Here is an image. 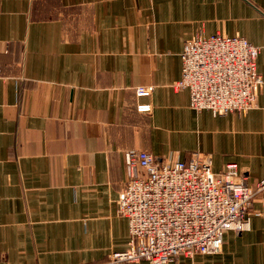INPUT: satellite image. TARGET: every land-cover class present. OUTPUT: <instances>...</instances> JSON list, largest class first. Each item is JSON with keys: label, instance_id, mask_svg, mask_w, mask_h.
<instances>
[{"label": "crops", "instance_id": "crops-1", "mask_svg": "<svg viewBox=\"0 0 264 264\" xmlns=\"http://www.w3.org/2000/svg\"><path fill=\"white\" fill-rule=\"evenodd\" d=\"M217 31L259 48L263 85L240 117L195 112L173 88L185 41ZM127 150L210 153L214 173L236 164L251 190L264 179V0H0V264H97L127 250L116 211ZM253 211L219 253L167 264H264L258 198Z\"/></svg>", "mask_w": 264, "mask_h": 264}, {"label": "built area", "instance_id": "built-area-1", "mask_svg": "<svg viewBox=\"0 0 264 264\" xmlns=\"http://www.w3.org/2000/svg\"><path fill=\"white\" fill-rule=\"evenodd\" d=\"M258 54V47L239 36L196 35L183 45L181 75L173 88L188 92L195 112L243 116L255 107L263 85ZM153 91L150 85L134 93L149 98ZM151 110V103L135 105L137 113ZM123 158L125 181L116 211L128 224V248L109 252L97 264H167L182 256L217 254L225 232L249 230L254 200L264 205V179L251 190L236 164L214 173L210 153L174 161L127 150Z\"/></svg>", "mask_w": 264, "mask_h": 264}]
</instances>
